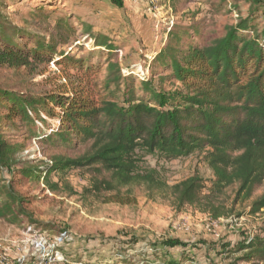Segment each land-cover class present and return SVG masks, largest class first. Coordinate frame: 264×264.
<instances>
[{
    "label": "trees",
    "instance_id": "16d2710c",
    "mask_svg": "<svg viewBox=\"0 0 264 264\" xmlns=\"http://www.w3.org/2000/svg\"><path fill=\"white\" fill-rule=\"evenodd\" d=\"M110 1L117 8L124 6L123 0ZM252 3L264 6V0ZM253 15L239 17L222 34L202 25L174 27L152 63L153 70L169 75L144 79L138 86L134 75L122 74L116 49L104 35L91 37L96 47L110 52L107 75L100 83L102 65L59 55L55 38L50 43L39 38L33 48L23 46L13 38L27 33L11 28L15 33L8 34L9 27L0 23V68L30 71L59 57V65L75 72L65 71L72 95L59 90L33 96L0 87V220L13 225L22 218L32 220L29 208L40 198L21 193L24 183L43 182L53 194L77 195L67 179L76 171L88 177L81 196L104 205L133 206L140 189L168 200L178 212L193 209L219 221L235 216L233 196L235 203L251 200L262 190L249 214L261 212L264 25L259 29ZM167 83L173 91L165 90ZM53 119L60 125L46 133ZM6 128H23L25 140L36 138L47 149L67 154L54 156L44 168L32 165L20 156L23 147L7 140ZM140 153L159 154L168 161L199 153L214 179L209 187L199 175L168 185L157 170L143 164ZM4 171L16 177L8 179ZM164 245L172 250L181 243L167 240ZM238 251H246L243 262L264 263L260 237L242 242ZM165 254L166 264H180L184 256L176 260Z\"/></svg>",
    "mask_w": 264,
    "mask_h": 264
},
{
    "label": "rangeland",
    "instance_id": "374dc122",
    "mask_svg": "<svg viewBox=\"0 0 264 264\" xmlns=\"http://www.w3.org/2000/svg\"><path fill=\"white\" fill-rule=\"evenodd\" d=\"M123 1V8H117L110 0H0V23L9 27L8 34L15 33L11 28L25 31L27 35L13 38L23 46L33 48L39 38L45 43L55 38L59 55L102 65L100 83L107 75L110 52L96 47L91 37L104 35L116 49L122 74L134 75L137 86L144 79L158 81L169 75L153 70L152 63L176 26L202 25L222 34L227 26L237 24L239 17L252 13L259 29L264 25V6L254 7L252 0ZM59 60L56 57L30 71L0 68V87L33 96L59 90L72 95L65 71L75 72L59 65ZM168 86L164 85L165 90L173 91ZM49 125L46 133L60 123L53 119ZM20 129L6 128L4 133L8 141L23 147L20 156L32 165L44 168L54 156L67 154L47 149L36 138L25 140L26 130ZM140 155L143 164L157 170L168 185L199 175L209 187L214 179L199 153L172 161L159 154ZM4 176L16 177L7 171ZM67 179L77 195L53 194L43 182L23 184L21 193L40 199L29 208L32 220L22 218L15 225L0 220V264H166L165 253L176 260L184 253L180 264H250L241 260L246 251H238L240 244L256 237L264 239V209L249 214L262 190L251 200L235 203L233 196L230 205L235 216L214 221L193 209L178 212L168 200L140 189L135 191L137 203L133 206L104 205L81 196L88 177L76 171ZM46 196L51 200L45 201ZM167 240H177L181 246L168 250L164 245Z\"/></svg>",
    "mask_w": 264,
    "mask_h": 264
}]
</instances>
